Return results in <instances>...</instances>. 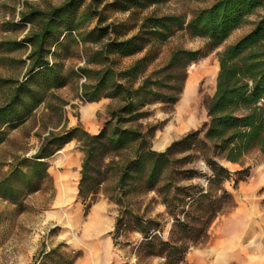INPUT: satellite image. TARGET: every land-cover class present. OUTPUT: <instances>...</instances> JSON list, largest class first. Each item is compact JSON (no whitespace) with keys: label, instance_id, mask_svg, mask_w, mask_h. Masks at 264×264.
<instances>
[{"label":"trees","instance_id":"1","mask_svg":"<svg viewBox=\"0 0 264 264\" xmlns=\"http://www.w3.org/2000/svg\"><path fill=\"white\" fill-rule=\"evenodd\" d=\"M42 1L44 8L30 7L25 2L19 22L5 21L1 27L6 34H15L20 27L29 29L21 42L0 44V54L18 52L21 46L29 48V53L24 81L13 88L0 107V143L3 128L22 124L49 91L64 86L61 69L49 57L55 56V50L62 48L65 41L99 46L86 63L98 60L101 70L91 72L95 81L83 86V100L89 104L101 99L115 100L120 105L109 111V120L96 135L75 127L63 135L46 138L31 158L20 160L9 177L0 181V198L13 201L17 187L28 193L39 191L49 180L46 160L74 141L83 156L78 197L86 199L102 192L122 206L133 193L156 192L175 220L167 242L151 237L149 229H143L144 245L150 255L164 258L165 264L182 263L189 246L206 238L211 224L232 202L222 186L230 173L217 161L239 164L252 151L264 157V0H195L212 3L194 12L188 20L151 14L131 29H125V24H107L108 18L97 11L105 0H60L58 6L50 4L53 0ZM163 1L116 0L105 10L129 13ZM253 16L257 19L250 31L217 54L215 91L206 105L208 121L163 152L152 150L153 131L144 132L131 125L146 117L143 108L178 101V96L161 92L165 86L160 79L152 81L150 76H144L148 65L156 59L153 48L178 32H186L191 38L205 41L212 52ZM134 29L136 34L128 37ZM140 54L144 56L127 70H115L111 57L131 58ZM206 54L175 51L161 72L185 71ZM80 72L88 75L86 70ZM7 83L0 80V87ZM178 155L183 158H176ZM197 160L209 167L211 176L205 190L189 194L176 187L175 182L184 173L194 175V171H182L180 166ZM242 180L237 178L234 188ZM184 196L188 201L180 206ZM179 207L182 218L176 216ZM155 249L158 251L154 252Z\"/></svg>","mask_w":264,"mask_h":264},{"label":"rangeland","instance_id":"2","mask_svg":"<svg viewBox=\"0 0 264 264\" xmlns=\"http://www.w3.org/2000/svg\"><path fill=\"white\" fill-rule=\"evenodd\" d=\"M114 1L105 0L97 11L103 12L108 18L107 24H125V29H131L151 14L158 17L182 16L188 20L194 12L212 3L165 0L129 13L105 10ZM25 2L30 7L46 6L42 0H0V44L21 42L28 32V27H20L15 34H6L1 29L5 21L19 22V12L26 9ZM50 4L58 6L61 1L53 0ZM256 19L257 16L251 17L247 25L234 32L212 52L205 41L191 38L186 32H178L164 44L153 48L156 59L148 65L144 76H150L152 81L160 79L165 86L161 92L178 96V101L175 104L154 103L143 108L146 117L131 125L144 132L153 131L152 150H156L153 145L157 136L165 133L162 138L166 139L160 147L164 148L186 134L200 130L208 121L206 105L215 91L217 54L249 32ZM94 26L93 23L91 28ZM136 32L137 29H134L128 37ZM76 42L65 41L62 48L55 50V56L49 57L61 69L65 78L64 86L49 91L44 101L22 124L2 129L0 181L9 177L20 160L31 158L50 135H63L75 127H80L90 135L98 134L109 120V111L120 105L115 100L101 99L92 104L83 100V86L92 85L95 81V75L91 72L101 70L98 60L93 64L86 63L99 50V46ZM175 51H204L207 54L185 71L161 72ZM28 53L29 48L21 46L18 52L0 54V80L8 82L0 87V107L6 103L13 88L24 81ZM143 56L111 59L116 63L115 70L121 72ZM80 70H86L88 75ZM82 157L77 144L74 141L68 143L46 160L49 180L39 191L28 193L17 187L13 201L0 198V264H165L164 258L150 255L142 233L146 228L151 237L155 236L163 242L170 240L175 217L162 203L161 197L154 191L137 192L131 194L122 206L102 192L86 199L79 198ZM176 158L181 159L183 156L178 155ZM217 163L230 173L229 180L222 186L231 195L232 202L224 206L209 227L206 238L189 246L180 264H206L204 257L198 253L208 245L215 222L232 213L239 199L249 203L255 201L264 206V179L261 187L255 192L250 191L258 184L262 176L260 172L264 173V157L252 151L237 165L224 161ZM180 168L182 171L192 170L195 174L184 173L179 176L176 187L189 194L207 188L211 172L204 162H184ZM239 177L243 180L234 188V181ZM187 201V196H184L180 206ZM176 216L182 218L181 207ZM118 220L121 221L118 223ZM157 251L155 249L154 252Z\"/></svg>","mask_w":264,"mask_h":264},{"label":"crops","instance_id":"3","mask_svg":"<svg viewBox=\"0 0 264 264\" xmlns=\"http://www.w3.org/2000/svg\"><path fill=\"white\" fill-rule=\"evenodd\" d=\"M164 134L156 137L154 151L163 152L169 146L160 148ZM262 176L251 192L261 187ZM198 255L206 264H264V206L239 199L232 213L215 222L208 245Z\"/></svg>","mask_w":264,"mask_h":264},{"label":"bare ground","instance_id":"4","mask_svg":"<svg viewBox=\"0 0 264 264\" xmlns=\"http://www.w3.org/2000/svg\"><path fill=\"white\" fill-rule=\"evenodd\" d=\"M167 136V135H166ZM166 139V138H165ZM161 147V146H160Z\"/></svg>","mask_w":264,"mask_h":264}]
</instances>
